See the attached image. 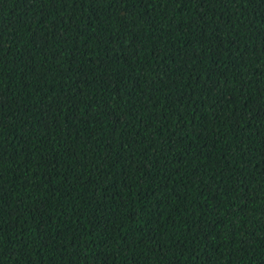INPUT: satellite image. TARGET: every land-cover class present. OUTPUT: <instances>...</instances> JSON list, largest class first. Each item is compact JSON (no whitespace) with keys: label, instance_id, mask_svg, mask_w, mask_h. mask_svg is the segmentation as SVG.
I'll use <instances>...</instances> for the list:
<instances>
[{"label":"trees","instance_id":"obj_1","mask_svg":"<svg viewBox=\"0 0 264 264\" xmlns=\"http://www.w3.org/2000/svg\"><path fill=\"white\" fill-rule=\"evenodd\" d=\"M0 264H264V0H0Z\"/></svg>","mask_w":264,"mask_h":264}]
</instances>
